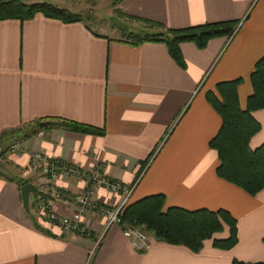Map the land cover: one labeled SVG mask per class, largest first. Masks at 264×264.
<instances>
[{"label": "crops", "instance_id": "obj_1", "mask_svg": "<svg viewBox=\"0 0 264 264\" xmlns=\"http://www.w3.org/2000/svg\"><path fill=\"white\" fill-rule=\"evenodd\" d=\"M85 1L30 0L74 13ZM117 4L121 18L140 24L129 28L136 33L144 24L126 17L168 29L218 22L236 26L230 36L211 38L201 49L180 43L184 68H179L162 43L130 46L87 22L64 24L40 14L23 22L0 21V264L264 263V188L250 196L216 177V153L207 144L220 119L205 99L216 84L239 79L237 99L244 108L251 94L248 76L264 54V0ZM251 116L259 125L248 141L255 149L264 143V108ZM53 120L89 126L101 135L47 125ZM36 122L43 125L34 132ZM13 142L17 147L10 152ZM33 152L83 169L99 165L106 178L131 189L129 202L160 194L165 207L225 210L235 220L236 244L224 251L209 239L194 254L147 233L148 248L140 253L118 225L106 226L93 215L84 218L89 237L62 234L21 206L17 180L38 184L27 172ZM55 184L69 193L83 188L82 182L63 177ZM95 198L110 208L120 200L102 188ZM52 208L60 216L71 212L64 202ZM95 237L100 239L89 257ZM226 237L223 227L212 239Z\"/></svg>", "mask_w": 264, "mask_h": 264}, {"label": "trees", "instance_id": "obj_2", "mask_svg": "<svg viewBox=\"0 0 264 264\" xmlns=\"http://www.w3.org/2000/svg\"><path fill=\"white\" fill-rule=\"evenodd\" d=\"M119 1L116 0L117 3ZM36 14L64 24L85 23L87 20V16L48 2L26 4L21 0H0V21L23 22L32 19ZM118 14L121 15L119 12ZM126 18L158 30L130 32L119 40L120 42L130 46L146 42L162 43L168 56L179 68H184L178 49L180 43L190 42L201 49L211 38L230 36L236 26V22H218L183 29H168L153 22ZM248 80L251 94L246 98L244 108L239 107L237 99L239 79L216 84L213 91L205 93V99L220 119L218 131L207 144L208 148L216 153L218 163L215 175L253 196L264 188V143L255 149L248 147L249 139L259 130V125L251 113L264 108V54L254 64ZM50 124L75 133L101 135L99 130L72 122L53 120L47 123ZM33 129L34 132L41 129L39 122L32 124ZM16 183L20 187L28 181L17 180ZM118 219L121 229L140 228L157 242L182 246L194 254L198 253L202 243L209 239L212 240L214 248L224 251L236 244L235 220L227 211L165 207L164 197L160 194L146 196L134 202L128 200L119 212ZM223 227L227 228V237L212 239ZM230 264L244 263L232 260Z\"/></svg>", "mask_w": 264, "mask_h": 264}, {"label": "built area", "instance_id": "obj_3", "mask_svg": "<svg viewBox=\"0 0 264 264\" xmlns=\"http://www.w3.org/2000/svg\"><path fill=\"white\" fill-rule=\"evenodd\" d=\"M16 147L17 143L13 142L8 145V150L13 152ZM27 172L33 174L38 181L37 186H34L36 191L29 194L28 207L42 221L56 226L62 234L89 237L91 234L84 222V218L88 215L103 218L106 226L112 224L119 226L118 214L128 202L131 189L118 181L106 178L99 165L83 169L61 160L49 159L40 152H33L29 156ZM60 177L80 181L83 183V188L76 193L62 190L55 184ZM99 188L120 196L115 208L105 206L96 200L95 192ZM56 202L68 204L71 207L70 214L68 216L57 215L52 208L53 203ZM121 232L135 251L141 253L148 248L149 237L142 229L124 227ZM99 239L95 237L89 257L93 254Z\"/></svg>", "mask_w": 264, "mask_h": 264}, {"label": "rangeland", "instance_id": "obj_4", "mask_svg": "<svg viewBox=\"0 0 264 264\" xmlns=\"http://www.w3.org/2000/svg\"><path fill=\"white\" fill-rule=\"evenodd\" d=\"M21 1L26 4L31 3L30 0ZM117 5L116 0H86L85 4L82 5L80 14L87 16L86 22L94 31L98 33L105 32L114 39H123L131 32L132 28H136L134 27L135 25L140 26V24H135L134 22L121 18L118 14V9H116ZM143 28L141 31L156 32L146 25ZM2 139L1 141L3 142Z\"/></svg>", "mask_w": 264, "mask_h": 264}, {"label": "water", "instance_id": "obj_5", "mask_svg": "<svg viewBox=\"0 0 264 264\" xmlns=\"http://www.w3.org/2000/svg\"><path fill=\"white\" fill-rule=\"evenodd\" d=\"M42 125L43 124H39L40 127ZM35 191H36V188L30 183H26L19 188V196H20V200H21V206L25 212H28V210H29V208H28L29 194L34 193Z\"/></svg>", "mask_w": 264, "mask_h": 264}]
</instances>
